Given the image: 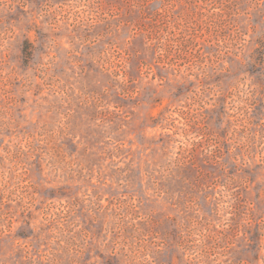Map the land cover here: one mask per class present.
Returning <instances> with one entry per match:
<instances>
[{"label": "rangeland", "instance_id": "1", "mask_svg": "<svg viewBox=\"0 0 264 264\" xmlns=\"http://www.w3.org/2000/svg\"><path fill=\"white\" fill-rule=\"evenodd\" d=\"M0 264H264V0H0Z\"/></svg>", "mask_w": 264, "mask_h": 264}]
</instances>
